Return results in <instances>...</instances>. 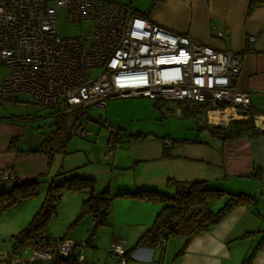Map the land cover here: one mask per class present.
<instances>
[{"label": "crops", "instance_id": "1", "mask_svg": "<svg viewBox=\"0 0 264 264\" xmlns=\"http://www.w3.org/2000/svg\"><path fill=\"white\" fill-rule=\"evenodd\" d=\"M146 1L145 8L144 5L141 9L133 6L153 23L216 50L230 49L238 55L242 66L233 85L248 92L250 109L257 113L254 117L260 122L256 131H264V3L251 6V0ZM214 27L222 29L224 38L215 35ZM250 37H253L252 41ZM45 109L56 116L64 114L60 150L52 154L31 152L37 150L42 140L51 136L54 130L33 148H23L20 143L13 142L21 129L14 123L0 122V168H12L17 180L38 177L37 183L44 186L79 176L91 179L96 192L108 189L113 197L108 227L116 223L117 206L132 211L128 218L118 222L128 226L129 230L114 231L107 237L108 243L123 242L127 251L135 247L126 264H241L256 245L262 247L251 264H264V202H260V199L264 200V134L224 141L217 136L193 139L146 136L140 131L133 133L115 127L121 138L111 164L102 160L109 137L104 128L108 124L105 119L92 117L87 112V125L89 122L92 125L86 136L88 139L84 137L81 142L69 134L81 114L79 109H74L70 122L64 107ZM178 113L182 115V112ZM99 125L104 129H99ZM169 180L205 181L208 187L247 194L254 201L234 207L210 230L194 236L184 249L183 235L169 236L164 244L159 243L156 247L136 246L161 204L120 194L153 190L172 196L175 191ZM8 190L3 188L2 191ZM79 241L84 243L82 238ZM92 244L97 245L96 242ZM9 260L14 264V259ZM2 262L5 264L4 260ZM104 264L110 263L105 261Z\"/></svg>", "mask_w": 264, "mask_h": 264}, {"label": "built area", "instance_id": "2", "mask_svg": "<svg viewBox=\"0 0 264 264\" xmlns=\"http://www.w3.org/2000/svg\"><path fill=\"white\" fill-rule=\"evenodd\" d=\"M59 10L71 23H88V32L60 35ZM213 32L224 38L222 29L214 27ZM241 66L234 51L216 50L155 24L132 3L0 0V102L26 93L37 107L79 109L69 134L80 138L90 133L87 110L102 108L113 98L190 101L205 109L209 122L210 112L250 109L248 92L233 85ZM105 126L109 137L103 158L112 162L121 137L117 128ZM16 179L12 168H0V180L7 186ZM21 239L14 237L16 243ZM165 241L160 239L161 244ZM27 245L31 261H51L73 252L80 264H91L83 254L84 243L40 234ZM125 251L123 242H112L108 256L126 264Z\"/></svg>", "mask_w": 264, "mask_h": 264}, {"label": "rangeland", "instance_id": "3", "mask_svg": "<svg viewBox=\"0 0 264 264\" xmlns=\"http://www.w3.org/2000/svg\"><path fill=\"white\" fill-rule=\"evenodd\" d=\"M112 1L127 4L129 0ZM132 2L136 8L141 9L143 5L145 8L147 1L133 0ZM88 26V23L75 24L67 21L65 12L59 10L57 31L60 35L77 36L80 33L88 32ZM92 73H95V71ZM17 96L18 98L15 101L0 102V122L17 125L21 129V134L16 135L17 137L13 142L20 143L23 148H33L40 142L43 136L48 135L57 126L60 128L63 125L64 114L56 116L51 114V110L49 109L33 107L32 98L26 93H19ZM74 109L72 107L67 110V114H69L68 122L71 121L76 111ZM60 111L63 112L62 109ZM87 112L95 118L101 116L102 119L107 121L108 125L119 127L122 131L126 130L133 133L140 131L146 136L163 137L170 135L171 138L188 137L192 139L211 136L208 131L200 129V124L209 122L207 121L205 109L190 101L179 102L141 96H128L108 99L104 107L89 108ZM178 112H182V115L180 116ZM234 119H243V116L240 113H234V116L229 120L227 119L226 122H209V124L226 126ZM91 125V122L86 125L87 130L91 128ZM232 125L239 124L232 123ZM97 127L102 130L106 128V126L103 128L101 125ZM74 139H79L82 142L85 138L74 135ZM86 139L88 138L86 137ZM102 160L105 163L112 164L113 162H107L105 159ZM61 184L63 182L58 184L52 183L47 186L37 183L34 195L0 212V261L11 258L14 259V264H46L44 261L30 260L32 249L28 245L24 247L23 251L14 255L12 253L14 236L29 223L35 213L46 202L50 186L53 185L55 187ZM3 188L8 189L9 187L0 181V192ZM88 193L87 190L72 191L66 187L59 188V191L54 190L51 202L55 209L46 223V231L54 239H69L79 242V244L81 243L79 239L82 238L84 240L83 254L87 259L92 260L93 264H104L105 261L110 264H121L108 256L110 243H108L107 237L114 231L121 229L123 231L129 230L128 226H123L118 222L128 218L132 211L121 209L117 206L115 210L117 224L115 223L111 227L103 226L94 229V223L90 214L77 218L80 204L87 198ZM224 202V198L220 199L216 203L211 204L210 208L217 210ZM260 202L262 203L264 200L260 199ZM122 205L126 206V204ZM125 212L128 213L125 215ZM91 235L93 238L92 243L96 242L97 245L85 244V242H89L88 240Z\"/></svg>", "mask_w": 264, "mask_h": 264}, {"label": "trees", "instance_id": "4", "mask_svg": "<svg viewBox=\"0 0 264 264\" xmlns=\"http://www.w3.org/2000/svg\"><path fill=\"white\" fill-rule=\"evenodd\" d=\"M260 3H264V0H251V6ZM224 108L225 106H221V109ZM68 109L70 108L64 107V110ZM244 111L247 116L246 118L234 119L226 126H215L208 123L200 124V129L206 130L211 136H217L224 141L237 139L245 135L255 137L264 134V131L257 132L254 127L253 117L257 113L251 109H242L240 114H243ZM232 123L239 125L234 126ZM58 127H56L51 136L42 140L37 150L31 152L52 154L60 150L63 142V138L60 139V130L63 127ZM37 179L38 177L27 180L16 179L8 191H1L0 212L34 195ZM168 183L174 187L175 192L172 196L164 195L153 190H139L120 194L121 196L159 202L162 205L150 227L138 238L136 246L148 245L156 247L162 237H165L167 240L169 236L183 235L185 239L182 249H184L194 236L210 230L231 212L234 207L249 204L254 201V198L247 194H235L223 189L208 187L205 181L179 182L169 180ZM61 187H66L72 191L87 190L89 192L88 196L80 204L77 218L90 214L94 223V229L109 226L113 197L108 192V189L102 192H96L91 179L79 176L70 177L61 185L55 187L53 185L50 186L46 202L35 213L29 223L17 233V235L21 236L22 241L19 243L14 241L12 250L14 255L20 253L24 246L34 241L38 235L48 234L46 231V223L55 209L51 202L53 191H59ZM223 198L225 202L220 208L217 210L210 208L211 204ZM92 239L91 235L88 240L89 242H85V244L92 245ZM261 247L262 245L253 247L241 264H251L255 254ZM134 248L125 251L124 256L127 261L129 260V254ZM44 262L46 264H80L77 255L73 252L68 255H59L54 260Z\"/></svg>", "mask_w": 264, "mask_h": 264}, {"label": "bare ground", "instance_id": "5", "mask_svg": "<svg viewBox=\"0 0 264 264\" xmlns=\"http://www.w3.org/2000/svg\"><path fill=\"white\" fill-rule=\"evenodd\" d=\"M233 109H227L224 113L210 112L209 120L210 122H226L229 119V116H234Z\"/></svg>", "mask_w": 264, "mask_h": 264}, {"label": "water", "instance_id": "6", "mask_svg": "<svg viewBox=\"0 0 264 264\" xmlns=\"http://www.w3.org/2000/svg\"><path fill=\"white\" fill-rule=\"evenodd\" d=\"M240 111H241V110L238 109V110H236V113L239 114ZM243 114H245V111L243 112ZM253 122H254V127H255V128H259V126H260V122H259V119H258L257 117H254V118H253ZM4 262H5V264H11V261H10L9 259H5Z\"/></svg>", "mask_w": 264, "mask_h": 264}]
</instances>
